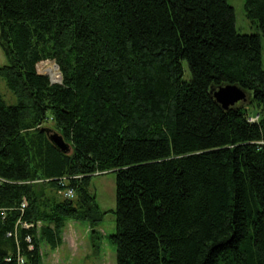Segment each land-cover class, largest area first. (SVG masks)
Instances as JSON below:
<instances>
[{
	"label": "trees",
	"instance_id": "trees-1",
	"mask_svg": "<svg viewBox=\"0 0 264 264\" xmlns=\"http://www.w3.org/2000/svg\"><path fill=\"white\" fill-rule=\"evenodd\" d=\"M244 12L260 34L237 32L227 0H0L16 98L0 93V264H40L67 222L96 226L103 172L116 264H264V0ZM231 83L247 97L224 109L211 91Z\"/></svg>",
	"mask_w": 264,
	"mask_h": 264
},
{
	"label": "rangeland",
	"instance_id": "rangeland-1",
	"mask_svg": "<svg viewBox=\"0 0 264 264\" xmlns=\"http://www.w3.org/2000/svg\"><path fill=\"white\" fill-rule=\"evenodd\" d=\"M233 7L235 28L239 33H259L255 22L245 16V0H227ZM261 66L264 68V37L260 35ZM7 60L0 48V64ZM184 78H189L186 63L183 62ZM50 67L48 70L47 68ZM57 68L58 76L54 70ZM46 68V69H45ZM37 71L49 75L58 81L61 77L59 67L53 60H44L37 64ZM60 81V80H59ZM0 93L7 104L16 102L15 96L6 87L0 77ZM264 119V114H263ZM264 138V129H263ZM89 190L96 195L97 202L103 210H108L103 219L94 227L87 221H69L62 231V244L52 249L45 243L40 246V264H116V248L108 236L115 232V174L103 172L92 176ZM65 191V190H64ZM64 193V192H63Z\"/></svg>",
	"mask_w": 264,
	"mask_h": 264
},
{
	"label": "water",
	"instance_id": "water-1",
	"mask_svg": "<svg viewBox=\"0 0 264 264\" xmlns=\"http://www.w3.org/2000/svg\"><path fill=\"white\" fill-rule=\"evenodd\" d=\"M49 76V75H48ZM51 82L54 81L49 76ZM61 79V77H60ZM213 98L221 105L222 108L227 109L234 104L244 101L247 97L246 91L236 84H225L211 91ZM49 140L62 152H68L70 150L69 144L64 138L56 131H46Z\"/></svg>",
	"mask_w": 264,
	"mask_h": 264
},
{
	"label": "built area",
	"instance_id": "built-area-1",
	"mask_svg": "<svg viewBox=\"0 0 264 264\" xmlns=\"http://www.w3.org/2000/svg\"><path fill=\"white\" fill-rule=\"evenodd\" d=\"M255 120H257V116L250 118V121H255ZM1 182H3V180L0 178V183ZM64 195L66 197H72L73 196V192L70 189H66L64 191ZM25 205H26V202L25 201H22L21 204H20V209L22 210L25 207ZM0 215L1 216H4L5 215V210L3 208H0ZM18 224L22 228H25V229H28V228H30V227L33 226V223H31V222H24V221H21V220L18 221ZM8 235H10V233H8ZM25 240L27 242H30L31 241V239H30L29 236H26ZM31 248H32V246L29 245V249H31ZM14 259L17 261V264H22L24 262L23 257L20 256L19 254H17L15 257H13V256H7L6 257V261H12Z\"/></svg>",
	"mask_w": 264,
	"mask_h": 264
},
{
	"label": "bare ground",
	"instance_id": "bare-ground-1",
	"mask_svg": "<svg viewBox=\"0 0 264 264\" xmlns=\"http://www.w3.org/2000/svg\"><path fill=\"white\" fill-rule=\"evenodd\" d=\"M49 69H50V67H49ZM49 69H48V70H49ZM54 70H55V67H54ZM56 75L58 76V74H56ZM51 79H52V78H51ZM59 80H60V79H59ZM54 81H55V80H54Z\"/></svg>",
	"mask_w": 264,
	"mask_h": 264
}]
</instances>
